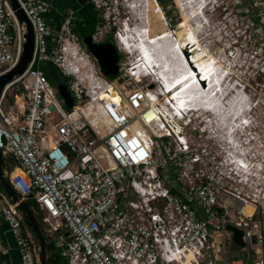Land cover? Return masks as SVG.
<instances>
[{
    "label": "built area",
    "instance_id": "2783aa9c",
    "mask_svg": "<svg viewBox=\"0 0 264 264\" xmlns=\"http://www.w3.org/2000/svg\"><path fill=\"white\" fill-rule=\"evenodd\" d=\"M15 1L33 50L0 93V155L9 185L33 203L66 264H264V111L240 113L237 127L220 117L214 136L205 113L158 103L163 78L157 91L134 88L144 65L122 67L125 34H91L92 44L109 40L121 58L108 79L75 33V9L52 30L47 3ZM24 34L0 0V75L15 66ZM44 64L66 80L69 109ZM213 139L223 147L213 148ZM0 215L19 264H37V245L2 192ZM227 227L240 233L241 246Z\"/></svg>",
    "mask_w": 264,
    "mask_h": 264
},
{
    "label": "rangeland",
    "instance_id": "374dc122",
    "mask_svg": "<svg viewBox=\"0 0 264 264\" xmlns=\"http://www.w3.org/2000/svg\"><path fill=\"white\" fill-rule=\"evenodd\" d=\"M154 1L156 2V0ZM94 2L96 5H93L91 2L89 4L96 9L98 15L97 34H108L109 38L111 34L124 33L128 39L131 36L129 31H133L135 27L145 26V23L140 24L141 21L133 18L136 17L135 10H129L128 8L129 6L135 7L139 5L136 2L134 3V0H95ZM175 2L179 3L180 10H184L189 17V32L198 36L197 49L199 51L197 53L198 56H196L197 58L195 57L196 60L198 59V64L201 63L199 61L200 58L204 63H208L209 61L208 65H210V68L213 65V67L217 66L215 67V69L217 68L216 70L214 68L212 70L213 73L216 71V74L214 73L216 77L219 76L218 88L212 89L211 98H214L210 99V101L214 100V103L216 101L215 105H221L223 110L215 112L218 114L214 113L215 117L214 115H209L210 113H207L209 109L206 110L207 102H205V105L203 101L205 106L203 108V104L201 103L202 108L199 106L200 111H197V113H205L211 120L213 117L215 122H218L221 116L227 117L231 115L230 117L235 119L233 123L235 122L234 124H236V118L239 117V114H235L236 111L237 113L244 114L252 106L249 111L252 115L254 112L264 111V0H157L156 9L161 12L158 19L160 24L166 25V34L169 35L167 40L170 41L171 39L173 40L171 33L177 31L175 26L181 24L180 22L182 21ZM137 10L139 11L138 7ZM137 17L143 20L142 16L138 15ZM125 26L129 27L130 30L123 31ZM171 42L173 44V41ZM171 42L170 45H172ZM136 52L135 48L133 50L130 49L128 55H126V60L122 59V62L126 63V65H122L124 69L127 67L128 62L132 64L134 63L133 59H139ZM115 56L118 62L121 58L117 54ZM139 60L141 61V59ZM117 62L115 65L116 72ZM60 82L65 83L66 80L59 76L56 83ZM153 82L154 84H152ZM156 82V80H153V76L142 75L139 76L138 81L134 84V88L157 91L154 86ZM58 100L60 101V99ZM241 100L244 102L243 105ZM161 102L159 98L158 103L161 104ZM223 104L227 107L225 108ZM238 104L240 105L239 107ZM223 113L224 115H222ZM208 130H211L214 136H219V130L212 125ZM214 140L209 141L213 148L218 149V146L223 147L224 143H218ZM219 155L218 151H213L212 156L215 160ZM172 171L173 168H166L164 173L169 182H172ZM32 212L40 230L44 233L46 228L40 223V215L35 210V207Z\"/></svg>",
    "mask_w": 264,
    "mask_h": 264
},
{
    "label": "bare ground",
    "instance_id": "6f19581e",
    "mask_svg": "<svg viewBox=\"0 0 264 264\" xmlns=\"http://www.w3.org/2000/svg\"><path fill=\"white\" fill-rule=\"evenodd\" d=\"M135 2L138 3L139 5L136 4L137 6L135 7L129 6L128 8L129 10L130 9L135 10L134 13L136 17H133V18L138 21H141L140 24L145 23V26L135 27L133 31H129L131 33V36L129 37L127 36L129 40L126 38L124 43L118 42V44L120 45V47H123L125 49L128 48V50L130 49L133 50L135 48V51L137 52L138 50L143 51L142 56L138 53L139 58L140 59L142 57L145 58L147 64L143 70L137 69L139 76L143 74L145 76H150L152 73L154 75H158L159 77L164 79L163 87H168L171 84V81L175 80L173 88H170L169 90H165L162 93H157L156 95L160 96V99L167 98L169 102H173V103H177L178 99L182 98L180 100L181 102L180 104H183L181 108L183 109L185 108V106L193 105L194 106L193 109H197L195 110L196 112L200 111V108H202L201 105L203 104V101L204 103L207 102V105L205 103V105L207 106L206 110L209 109L207 113H210L209 115H214L215 117V114H216L215 112H220L223 110V107L221 108V105L220 106L215 105L216 101L215 103H214V100L210 101V99L214 98L213 93H212L213 98H211L212 89L215 87L216 89L218 88L217 84H218L219 76L217 75L218 77H216L215 75L216 71H214L215 74L213 73V70L217 66L213 67L214 66L213 65L210 68V65H208V63L202 62L201 58L199 59L201 63L198 64V59L196 60L197 58L196 56L198 55L195 53V50L198 47L197 44L199 42L197 38L198 36L196 34H192L191 32H189L190 24H189V17L187 16V14L184 12V10H180L178 6L179 3L175 2V4L178 7L179 14H180L182 21L180 22L181 24H177V26H175L177 31L175 33H171L173 36V40L170 38L171 41H173V44H172L170 40H167L168 35L166 34L167 32L166 25L164 24L162 25L159 22L158 18L160 17L161 12L158 9H156L157 8L156 2L154 0H134V3ZM137 7L139 8V11L137 10ZM138 15L142 16L143 20L137 17ZM145 27H146V34H143V35L140 34L139 32L141 30L140 28H145ZM134 35L138 37L142 36L143 38L141 37L137 39ZM140 39L142 41L140 43H137ZM168 41H170L172 45H170V42ZM136 43L138 44L137 46H136ZM178 52H182V54H178ZM176 56L179 57L178 61H177ZM188 60H190V62ZM152 62L156 63L157 66L153 65ZM190 65L191 67L187 68V66H190ZM197 76L199 77L198 79H196ZM211 81H213V83ZM203 88L204 90H202ZM174 91H177L178 95L169 96ZM219 91L221 92V90ZM112 98H115V99L117 98L116 93L114 94L112 93ZM199 98L201 99L200 101H199ZM243 104L244 102L242 103V105ZM205 105L203 104V108ZM199 106L201 107L198 108ZM239 106L240 105L238 104V107ZM224 107L226 108L227 106L224 105ZM252 107H250L249 110H251ZM249 110L247 112H249ZM224 113L222 115H224ZM235 114L240 115V113H237V111ZM211 125L215 128L220 127V124L218 122H215L214 119H212ZM237 125L239 124H236V126ZM245 212L249 213V209L246 208Z\"/></svg>",
    "mask_w": 264,
    "mask_h": 264
},
{
    "label": "water",
    "instance_id": "95a60500",
    "mask_svg": "<svg viewBox=\"0 0 264 264\" xmlns=\"http://www.w3.org/2000/svg\"><path fill=\"white\" fill-rule=\"evenodd\" d=\"M8 6L15 17L17 23L24 24L25 34L23 35L24 43L22 44V49L20 56L13 68L8 70L7 72L0 75V93L2 89L9 83L15 76L21 75L26 69V65L30 62L31 54L33 50V37L32 30L30 24L26 20L23 12L20 10L18 4L15 0H6ZM89 26V25H88ZM88 26H83L87 28ZM81 36V40L85 45L86 50L92 55L94 60L96 61L100 73L107 77L108 79H113L116 75V52L114 46L110 43L109 40H106L102 43L92 44L90 42L91 34H86L84 30H81L79 33ZM191 67V65H190ZM195 73V72H194ZM198 79V76L197 78ZM117 83L120 84L121 80L118 79ZM55 90L63 102L65 110L69 109L72 105L71 98L66 90V86L64 83H57L55 85ZM3 168L4 161L0 155V188L1 192L9 199L11 205H15L17 211H19L24 226L28 229L31 234V237L37 244V264H47L45 257V241L42 233L40 232V228L38 227V223L34 218V215L30 208L26 206L24 201L19 197V195L14 191V189L9 185L6 178L3 176ZM228 230L233 232V242L241 246L240 241V233L232 228L227 227Z\"/></svg>",
    "mask_w": 264,
    "mask_h": 264
},
{
    "label": "crops",
    "instance_id": "0c3cea01",
    "mask_svg": "<svg viewBox=\"0 0 264 264\" xmlns=\"http://www.w3.org/2000/svg\"><path fill=\"white\" fill-rule=\"evenodd\" d=\"M40 1H43V2L47 3L49 5V7H50V11L46 15V21L48 22V24H49V26H50V28L52 30L56 29V27L58 25V22H59V19L62 17V15H63V13H64L66 8H72V9H75L76 11H77V9H81L82 10L81 7L83 5H85L86 2H88V0H40ZM141 37L142 36H140V38ZM137 43H139V41ZM137 43H136V46L138 45ZM198 51L199 50L196 49L195 53L197 54ZM178 54H182V52H178ZM192 56H193V54H192ZM176 57H177V61H178L179 57L178 56H176ZM188 61L190 62V60H188ZM162 63H164V62H162ZM152 64L156 65V63H154V62H152ZM188 67H190V66H187V68ZM185 69H186V67H185ZM184 70H182V71H184ZM178 73H180V72H178ZM200 100L201 99L199 98V101ZM189 107H191V106H189ZM191 108H193V106ZM8 171H9V167H7L6 164H4L3 176L5 178H7V174H8L7 172ZM17 172L18 171L15 170L13 173H17ZM0 193H1V190H0ZM25 229H26V232L31 236V234L28 231V229L26 227H25ZM42 235H43L45 243L48 242V240L45 237L43 232H42ZM50 243H52V241ZM53 249L57 252L59 257L61 258L59 261H57V264H65L66 262L64 261L62 256H60L61 250L59 248H57V247H54V245H53ZM47 256H50V254L45 252V257H47ZM0 264H19V256H18V253H17V249H16V245H15L14 239L11 236V234H10L8 228H7L6 223L2 220L1 215H0Z\"/></svg>",
    "mask_w": 264,
    "mask_h": 264
},
{
    "label": "trees",
    "instance_id": "16d2710c",
    "mask_svg": "<svg viewBox=\"0 0 264 264\" xmlns=\"http://www.w3.org/2000/svg\"><path fill=\"white\" fill-rule=\"evenodd\" d=\"M157 2V0H156ZM80 10V9H79ZM78 10V11H79ZM80 14H78L77 16V23H76V27H74L75 29V33H76V29H78L79 25L80 24H85L89 18V14L88 13H85V11H82L80 10L79 11ZM92 20H94V24H93V28H94V25L96 23V20L95 17H92ZM92 28V29H93ZM80 33V32H79ZM77 34V33H76ZM80 36V34H78ZM81 37V36H80ZM41 70L43 72V75L46 77V79L48 80V82L53 86L55 87V85L57 84V80H58V77L60 76L59 74H57L56 70L51 67L49 64H44L41 66ZM59 75V76H58ZM61 83V82H60ZM171 180V179H170ZM167 185L170 187V190L173 191L174 189L172 188L173 187V181L172 182H169V180H167ZM1 190V188H0ZM24 203L26 204V206L28 208H30L31 210H33L34 206H33V203L30 201V200H24ZM39 227V226H38ZM41 232V230H40ZM42 233V232H41ZM44 249H45V252L50 254V256H47L46 257V263L47 264H57V261H59L61 258L59 257V255L57 254V252L53 249V244L50 243V241L46 242L45 243V246H44ZM66 264V263H65Z\"/></svg>",
    "mask_w": 264,
    "mask_h": 264
},
{
    "label": "flooded vegetation",
    "instance_id": "af4514ba",
    "mask_svg": "<svg viewBox=\"0 0 264 264\" xmlns=\"http://www.w3.org/2000/svg\"><path fill=\"white\" fill-rule=\"evenodd\" d=\"M82 11H85V13H88L89 14V18L87 20V22L85 24H80L78 29H76V33L79 34V32L81 33V30H84V32L87 34L88 31L90 34H94L96 32V26H97V22H98V15H97V12H96V9L92 7V5L89 4V2H86L85 5H83L82 7ZM77 9L76 11V14H75V25L74 27H76V23H77V16L79 13V10ZM92 17H95L96 20V23L94 25V28H93V24H94V20H92ZM89 25V26H88ZM83 26H88L87 28L85 27V29L83 28ZM93 28V29H92ZM97 44V43H96Z\"/></svg>",
    "mask_w": 264,
    "mask_h": 264
},
{
    "label": "clouds",
    "instance_id": "9594fccd",
    "mask_svg": "<svg viewBox=\"0 0 264 264\" xmlns=\"http://www.w3.org/2000/svg\"><path fill=\"white\" fill-rule=\"evenodd\" d=\"M141 30L139 31L140 32V34H146V29L145 28H140ZM126 31V30H130V28L129 27H124L123 28V31ZM124 34V33H123ZM137 39H139L140 37H138V36H135ZM168 37H169V35H168ZM142 40L140 39L139 40V43L141 42ZM122 49V51L126 54V55H128V53H129V51L130 50H128V48H121ZM138 53L142 56V53H143V51H140V50H138ZM137 52H136V55H137V57L139 58V54H138ZM140 59V58H139ZM134 60L135 59H133V62H134ZM136 61V60H135ZM141 61L143 62V65H144V67L146 66V64H147V62H146V59L145 58H141ZM140 76H142V75H140ZM143 76H144V74H143ZM151 76H153V80H156L157 78H158V75H156L155 77H154V75L153 74H151ZM199 78V77H198ZM212 83H213V81H211ZM174 83H175V80H173V81H171V84L168 86V87H162V92H164L165 90H169L170 88H173V85H174ZM152 84H154V82L152 83ZM155 86V85H154ZM153 86V87H154ZM172 86V87H171ZM180 88H182V87H180ZM202 90H204V88L202 89ZM173 95H178V93H177V91H174L173 93H171V95H169V96H173ZM180 95V94H179ZM182 98H180V99H178V102H177V104H179V106H182V104H180L181 102H180V100H181ZM185 108L186 109H188L187 111H191V112H195V110H197V109H193V108H189V106H185Z\"/></svg>",
    "mask_w": 264,
    "mask_h": 264
}]
</instances>
